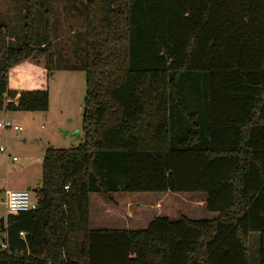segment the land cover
Returning a JSON list of instances; mask_svg holds the SVG:
<instances>
[{
  "label": "trees",
  "instance_id": "trees-1",
  "mask_svg": "<svg viewBox=\"0 0 264 264\" xmlns=\"http://www.w3.org/2000/svg\"><path fill=\"white\" fill-rule=\"evenodd\" d=\"M46 3L24 0L17 45L0 23V111L49 108L8 83L37 46L53 69ZM82 69L81 142L45 149L0 264H252L253 232L264 264V0H86ZM116 192H199L218 216L90 229V193Z\"/></svg>",
  "mask_w": 264,
  "mask_h": 264
},
{
  "label": "rangeland",
  "instance_id": "rangeland-1",
  "mask_svg": "<svg viewBox=\"0 0 264 264\" xmlns=\"http://www.w3.org/2000/svg\"><path fill=\"white\" fill-rule=\"evenodd\" d=\"M85 3L86 0H47L46 10L49 9L52 13L49 31L55 50L51 62L53 69L48 67L45 54H36L41 49L37 46L34 56L22 63V76L8 74L10 88L31 84L35 88L47 89L49 108L44 112L10 110L7 111V116L4 115L5 109L0 111V123L9 120L13 125L21 127L19 131L0 127V217L6 215L5 189H21L19 187L28 178L38 179L47 147L70 148L81 142L76 136H80L78 131L81 130L85 94V72L82 69ZM43 5L45 6V2ZM24 8V0H0V23L15 37L16 40L8 39L12 45H17V39L23 37ZM42 28L43 22L40 25L41 33ZM13 157L16 159L12 160ZM36 187L34 184L30 190L32 197ZM99 196L104 198L101 194L93 193L92 202ZM124 196L141 197L147 204L153 198H160L158 203L163 212L161 216H168L170 219H177L180 215L194 220L213 219L217 216V213L212 216L203 206L204 194L199 192H144L126 193ZM132 227L145 229L147 226L140 224ZM249 248L252 264H259L258 233L250 234Z\"/></svg>",
  "mask_w": 264,
  "mask_h": 264
},
{
  "label": "crops",
  "instance_id": "crops-1",
  "mask_svg": "<svg viewBox=\"0 0 264 264\" xmlns=\"http://www.w3.org/2000/svg\"><path fill=\"white\" fill-rule=\"evenodd\" d=\"M14 38L15 37H13L12 39ZM22 63H25V62L23 61L13 66L12 68H10L8 70V74H14L15 76L17 74V75L22 76L23 74L21 71ZM26 85H31V84H24L20 88H11V89L20 90L23 86H26ZM17 96L14 98V100L17 99ZM7 111H10V110L5 109L4 111L5 116H7V113H8ZM78 133H81V130H79ZM76 139H78L77 136H76ZM37 180L38 179L34 180L32 178H28V180L25 181V183H23L19 187L21 189H16V190H28V188H30L31 190L34 184L38 186ZM8 190L9 189L6 188L4 191V194ZM92 194L93 193H90L89 195L88 227L93 230H97V229H132V230L136 229L138 230L137 228L132 227V226H139L140 224L147 226L151 220L163 214L162 210L159 209L160 204L158 202L160 198H153L152 200H149V204H147L146 202L142 201L141 197L131 198L128 196H124L126 195V193L124 192H116L108 196L103 195L104 198L99 196V198H97L95 202L93 203L91 199ZM161 194H164V193H161ZM203 206L206 207L205 195L203 197ZM6 212H7V207H6ZM214 214H215L214 212H211L212 216ZM4 218H6V215L4 216ZM5 224H6V219H5Z\"/></svg>",
  "mask_w": 264,
  "mask_h": 264
},
{
  "label": "built area",
  "instance_id": "built-area-1",
  "mask_svg": "<svg viewBox=\"0 0 264 264\" xmlns=\"http://www.w3.org/2000/svg\"><path fill=\"white\" fill-rule=\"evenodd\" d=\"M0 127L12 128L15 131L21 130V127L13 125L11 122H9V120H5L0 123ZM15 159V157L12 158V160ZM5 205L7 210L28 211L36 209L37 202L31 196L29 190H8L5 192ZM20 235L23 236L24 233L20 232ZM5 238L6 234L4 232H0V250L8 248Z\"/></svg>",
  "mask_w": 264,
  "mask_h": 264
},
{
  "label": "water",
  "instance_id": "water-1",
  "mask_svg": "<svg viewBox=\"0 0 264 264\" xmlns=\"http://www.w3.org/2000/svg\"><path fill=\"white\" fill-rule=\"evenodd\" d=\"M37 182L38 184L41 182V177L38 178ZM28 190H30V188H28ZM4 226H5V218L0 217V228H4Z\"/></svg>",
  "mask_w": 264,
  "mask_h": 264
}]
</instances>
